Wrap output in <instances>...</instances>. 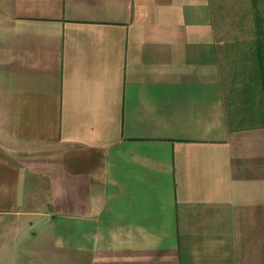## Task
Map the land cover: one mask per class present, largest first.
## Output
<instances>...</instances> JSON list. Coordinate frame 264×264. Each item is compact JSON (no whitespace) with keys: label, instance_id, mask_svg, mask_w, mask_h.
I'll return each mask as SVG.
<instances>
[{"label":"crops","instance_id":"1","mask_svg":"<svg viewBox=\"0 0 264 264\" xmlns=\"http://www.w3.org/2000/svg\"><path fill=\"white\" fill-rule=\"evenodd\" d=\"M213 6L0 0L1 252L264 264V52L226 81Z\"/></svg>","mask_w":264,"mask_h":264},{"label":"rangeland","instance_id":"2","mask_svg":"<svg viewBox=\"0 0 264 264\" xmlns=\"http://www.w3.org/2000/svg\"><path fill=\"white\" fill-rule=\"evenodd\" d=\"M214 1V9L216 12L214 13V19L216 24L217 35L220 40H222L224 49L225 66H224V74L226 75L225 80L230 83H235L242 76L243 72V64H241L240 52L246 51V49L257 50L256 43L252 45L251 42V33L252 29L248 28H236L238 23L243 21L244 19L249 18V14L251 12L257 13L258 8L256 5H249L248 0H213ZM245 11V13H244ZM247 12V13H246ZM247 52V51H246ZM264 52V48H263ZM236 76V79L234 76ZM46 206H33V208L38 211L47 212L49 208ZM37 220L32 221V226L36 227ZM37 231V230H36ZM37 235H39V231H37ZM49 248L43 250V256L40 258H36L35 255L32 256L33 253H26L23 258L21 253L11 252V253H0V264H34L37 260L47 262L48 264L52 261L51 253L48 251ZM19 256V257H18ZM23 258L22 262L19 258ZM27 258V259H26ZM30 260H33L30 262Z\"/></svg>","mask_w":264,"mask_h":264},{"label":"trees","instance_id":"3","mask_svg":"<svg viewBox=\"0 0 264 264\" xmlns=\"http://www.w3.org/2000/svg\"><path fill=\"white\" fill-rule=\"evenodd\" d=\"M259 36H260V33H258V34L256 35V38H257V41H256V42H257V43H256L257 50L255 51L256 53L259 52V50H260V49H263V47H264V46H261V45L259 44ZM256 59H257V58H256Z\"/></svg>","mask_w":264,"mask_h":264}]
</instances>
